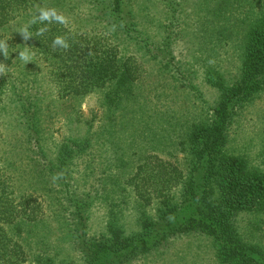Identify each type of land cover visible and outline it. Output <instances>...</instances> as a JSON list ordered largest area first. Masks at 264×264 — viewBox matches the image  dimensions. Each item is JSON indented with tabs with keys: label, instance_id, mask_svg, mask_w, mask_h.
Listing matches in <instances>:
<instances>
[{
	"label": "trees",
	"instance_id": "1",
	"mask_svg": "<svg viewBox=\"0 0 264 264\" xmlns=\"http://www.w3.org/2000/svg\"><path fill=\"white\" fill-rule=\"evenodd\" d=\"M173 5L168 9L167 28L178 26L182 11L178 3ZM43 8L56 9L64 22H37L29 29L32 37L25 39L20 30ZM140 12L137 0H0V42H6L4 54L0 53V122L3 103L8 100L20 132L10 146L4 144L10 147L8 152H2L4 146L0 145V163H11L4 153L29 154L25 170L18 176L30 179L28 185L36 192L53 193L57 186L68 198L73 209L70 239L82 254V264H131L172 238L187 236L208 238L216 264H264V244L257 241L262 236L251 228L252 221L264 212V167L253 166L245 157L226 149L238 110L264 91V13L243 38L236 80L225 86L220 75L208 77L210 84L221 91L219 102L213 120L192 124L182 137L179 145L183 164L145 157L123 182L121 194L130 189L138 207L139 231L126 235L124 228L109 224L98 242L87 239L88 207L114 194L120 184L100 181L84 198H73L71 166L91 147L90 140L86 136L63 140L56 145V157L51 161L44 119L58 111L60 102L102 89L107 91L104 101L109 105L133 99L142 68L132 56H121L120 45H134L160 69L174 76L181 73L173 56L172 31L164 32L167 35L157 46L140 20ZM76 15L90 25V30L73 29L65 23V18ZM56 37H63L69 47L54 46ZM20 52H26L30 61L20 59ZM34 58L50 66L48 76L56 99L44 96L37 74L29 76ZM0 141L5 142L1 132ZM7 173L0 166V264H22L26 253L22 243L13 239L11 227L39 223L43 214L37 197L41 193L14 195L12 176ZM154 204L156 216L152 218L144 209ZM241 214L254 216L250 228L238 225Z\"/></svg>",
	"mask_w": 264,
	"mask_h": 264
},
{
	"label": "rangeland",
	"instance_id": "2",
	"mask_svg": "<svg viewBox=\"0 0 264 264\" xmlns=\"http://www.w3.org/2000/svg\"><path fill=\"white\" fill-rule=\"evenodd\" d=\"M137 1L141 3L140 20L147 27L152 42L159 46L157 42L167 35L164 32L172 31L173 56L181 73L174 76L173 72L160 69L147 53L134 45H120L121 56H132L142 68L135 97L114 106L104 101L107 91L98 90L82 98L60 102L58 111L45 118L43 124L51 161L56 157V145L63 140L85 136L90 140L91 147L71 166L73 198H84L100 181L115 180L120 184L114 194L99 198L88 207L86 236L91 242L99 241L107 233L109 224L124 228L126 235L139 231L138 207L130 189L121 194L123 182L145 157L157 156L165 162L183 164L179 145L182 137L192 124L213 120L214 108L219 102L221 91L210 84L208 77L213 73L220 75L225 86L236 80L240 74L243 38L264 13V0ZM174 3L182 10L178 14V26L167 28L168 9ZM78 18L82 17L70 16L65 18V23L73 29L90 30V25ZM33 61L29 76L33 78V73L37 74L44 96L56 99L55 87L48 76L50 66L36 58ZM15 119L13 104L5 100L0 122L5 141H0L4 146L2 152L10 149L4 144L10 146L20 135ZM226 149L230 154L245 157L253 166L264 167V91L238 110ZM19 151H23L22 148ZM5 153L4 158L11 163L1 162L0 166L12 176L14 195L26 191L33 192V196L41 193L37 197L43 214L39 223L11 227L13 239L22 243L26 253L22 264H82V254L70 239L73 209L68 205V198L59 193L57 186L53 193L34 191L28 185L30 179L18 176L19 171L25 170L29 154ZM15 167L19 170H14ZM121 196H125L123 204ZM116 203L120 205L115 206ZM156 208L154 204L144 210L147 216L155 218ZM257 216L251 226L254 216L241 214L238 225L241 229L251 226L253 233L262 236L257 241L264 244V212ZM131 264H216V261L208 238L187 236L172 238L163 247Z\"/></svg>",
	"mask_w": 264,
	"mask_h": 264
},
{
	"label": "clouds",
	"instance_id": "3",
	"mask_svg": "<svg viewBox=\"0 0 264 264\" xmlns=\"http://www.w3.org/2000/svg\"><path fill=\"white\" fill-rule=\"evenodd\" d=\"M53 21L63 23L64 17L62 15L58 14L56 9H54V8L39 9L37 11V13L27 22V24H25L23 26V28L20 30L19 33H21L25 39H28V38L32 37V34L29 31V29L31 28V26L33 24H35L37 22H40V23L49 22V23H51ZM42 32H43V30H41L40 34H42ZM53 45L63 47L65 49L69 47L68 43L66 42V40L63 37H56L53 40ZM5 48H6V42H0V53L4 54ZM19 57H20V59L24 60L26 63L30 61L29 55L26 52H20Z\"/></svg>",
	"mask_w": 264,
	"mask_h": 264
}]
</instances>
